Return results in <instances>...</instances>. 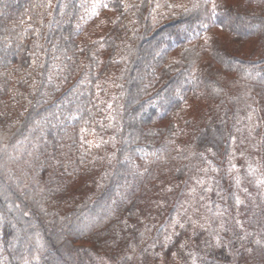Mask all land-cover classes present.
Here are the masks:
<instances>
[{
  "label": "trees",
  "instance_id": "obj_1",
  "mask_svg": "<svg viewBox=\"0 0 264 264\" xmlns=\"http://www.w3.org/2000/svg\"><path fill=\"white\" fill-rule=\"evenodd\" d=\"M141 255L264 264V0H0V264Z\"/></svg>",
  "mask_w": 264,
  "mask_h": 264
},
{
  "label": "rangeland",
  "instance_id": "obj_2",
  "mask_svg": "<svg viewBox=\"0 0 264 264\" xmlns=\"http://www.w3.org/2000/svg\"><path fill=\"white\" fill-rule=\"evenodd\" d=\"M249 153H251V151L247 149L246 151L244 149L239 152L235 151V156L237 159L234 160L233 167H235V165L238 164H242L243 166L248 165V169H250L249 171L250 173L248 175H252L253 174L252 169L255 166L253 160L247 157ZM242 158L244 159V161L242 160ZM237 169L239 172H235L233 169V172L230 175H228L227 177L228 180L226 179V184H225L226 191H230L231 189H229V187L235 184L232 183V181L235 182L239 181V178L235 177L236 175H245L244 177H246V174L240 168ZM234 177L235 180L233 179ZM202 184L205 183L196 180L191 184L190 187H188L187 190L184 191L181 202L183 204L182 205L183 208H182V212L179 215L180 220L185 221L186 219L191 218L192 220L194 219L196 222H198L199 217H201L202 214L204 213V210L208 208V203L210 204L211 187L210 185H207L206 190H204L205 187H203ZM238 184H239L238 188L241 190L245 189L244 192L246 194L250 192L251 188L253 187L252 183L244 181V178H242V180ZM132 261H133L132 264H165L161 261L156 263L154 260V256L152 257L150 255H145V256L141 255L138 258L133 259ZM106 264L109 263L107 262ZM176 264H178V262Z\"/></svg>",
  "mask_w": 264,
  "mask_h": 264
}]
</instances>
